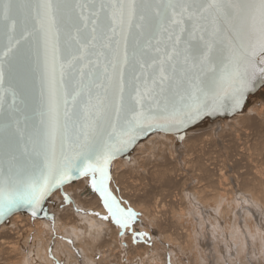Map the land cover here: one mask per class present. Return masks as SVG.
Here are the masks:
<instances>
[{
    "label": "snow or ice",
    "instance_id": "snow-or-ice-1",
    "mask_svg": "<svg viewBox=\"0 0 264 264\" xmlns=\"http://www.w3.org/2000/svg\"><path fill=\"white\" fill-rule=\"evenodd\" d=\"M257 80L264 0H0V219L88 178L101 219L131 228L112 161L237 113Z\"/></svg>",
    "mask_w": 264,
    "mask_h": 264
},
{
    "label": "bare ground",
    "instance_id": "bare-ground-1",
    "mask_svg": "<svg viewBox=\"0 0 264 264\" xmlns=\"http://www.w3.org/2000/svg\"><path fill=\"white\" fill-rule=\"evenodd\" d=\"M172 135L149 137L112 166L113 195L137 211L131 228L101 219L107 211L83 178L64 187L68 203L53 194L52 220L16 214L0 226V264H49L34 250L43 240L55 264H165L168 249L173 264H207L200 242L226 258L248 248L263 257L264 90L242 114L189 130L180 142ZM52 230L58 237L48 242Z\"/></svg>",
    "mask_w": 264,
    "mask_h": 264
},
{
    "label": "water",
    "instance_id": "water-1",
    "mask_svg": "<svg viewBox=\"0 0 264 264\" xmlns=\"http://www.w3.org/2000/svg\"><path fill=\"white\" fill-rule=\"evenodd\" d=\"M261 90H264V84H262L259 80H257L256 82V85L254 87V89H252L246 96V99L244 101V108L242 110H239L237 113H232L229 109H226L225 111L223 112H220V113H217L215 114L214 116H210V117H206L202 120H200L199 122H197L196 124H193L191 126H189L187 129L183 130L182 132L180 133H166V132H163V131H157V132H151L148 136L140 139L137 144L130 148L129 150L119 154L115 160L112 161L111 163V167H110V171H112V166L114 164V162L118 159H130L132 153L134 152L135 148L141 143L143 142L144 140L148 139L149 137L155 135V134H173L176 136V139L178 142H180L182 139H180V136H183V138L185 137L187 131L189 130H192V129H197L198 126H207L208 124H212L215 122V120H219V119H230L231 117H233L234 115H237V114H242L244 112H246L248 109H249V106L251 105V98L253 96H255V94ZM83 178H77L76 180L74 181H70L68 182L67 184L63 185L61 188L59 189H55L53 190V192L51 193V195H49L43 205H42V209L40 211H38V214L35 218H41V219H45V220H52L53 219V215L51 214V212L49 211V208L48 206L49 205H52L54 206L55 205V202L51 199L53 194L56 193L57 191H60L61 194L63 195L64 197V203H68L69 202V197L63 192V189L64 187L70 185V184H74L76 183L77 181L81 180ZM65 197H67V200L65 199ZM16 214H22V215H30L32 218H34L32 216V213L30 211L29 208L27 207H21V208H18L16 210H14L12 213L6 215L3 219H0V226H2L3 224H6L9 222L10 218H12L14 215ZM47 214V215H45Z\"/></svg>",
    "mask_w": 264,
    "mask_h": 264
},
{
    "label": "rangeland",
    "instance_id": "rangeland-1",
    "mask_svg": "<svg viewBox=\"0 0 264 264\" xmlns=\"http://www.w3.org/2000/svg\"><path fill=\"white\" fill-rule=\"evenodd\" d=\"M159 135V134H158ZM161 135V134H160ZM166 135H172V134H166ZM173 136V135H172ZM175 138H176V136H174ZM133 177H135L134 179H139L138 177H136V176H133ZM112 181V180H111ZM75 184V183H74ZM73 184V185H74ZM71 185V184H70ZM69 186V185H68ZM110 190H111V187H110ZM58 192H60V191H58ZM94 194H95V196L100 200V198H99V195H98V193H96V192H94ZM117 197V196H116ZM117 199H119L118 197H117ZM100 202L102 203V201L100 200ZM67 205V204H66ZM134 211V210H133ZM135 212H137V211H135ZM20 215V214H19ZM23 216V215H22ZM138 216V215H137ZM31 219V218H30ZM137 219H138V217H137ZM247 219V218H246ZM51 223H52V221H51ZM53 233H54V230H52V231H49L48 233H47V239H49L48 240V242H53V240H54V238L55 237H58V236H52L53 235ZM35 234V231L33 232V235ZM58 234H60L59 232H58ZM134 239L133 240H135L136 239V241H137V239L138 238H140V237H133ZM45 240H43V241H40V243H39V241H38V243H37V245H36V247L34 248V250H43L44 252H45V254H46V257H48V259H49V264H55L54 262H52V258L48 255V251L46 250V249H50L48 246H45V242H44ZM204 244V245H203ZM198 245H199V251H200V253L202 254V256H205V257H207V258H210L211 257V261H208L207 262V264H261V263H263L264 264V256L263 257H261L262 256V254H260V253H256L253 249L251 250L250 248H248L247 249V251H248V254H247V252L245 251V252H243V253H240V254H238V255H236V256H234V257H230L229 256V258H226L227 257V255H223V253L221 252V251H219L218 249H216V248H213L212 246H208V245H206L205 243H203V242H200V243H198ZM220 246H218L219 248H221L222 250H224V248H223V245L222 244H219ZM251 250V251H250ZM204 251V252H203ZM252 252V253H251ZM65 253L68 255V257H70V255H69V253H68V251L67 250H65ZM205 253V254H204ZM45 254L43 255V256H45ZM167 254H172V259H171V261H170V259L168 258V255ZM261 255V256H260ZM214 256H215V259H213L214 258ZM82 257H83V255H82ZM217 257H219L218 259H217ZM182 258L183 259H186V257L185 256H182ZM60 259V258H59ZM201 259V257H197L195 260H200ZM169 262H171V264H173V252H172V250H166V260H165V264H167V263H169ZM82 264H84L83 262H82ZM112 264H114V263H112Z\"/></svg>",
    "mask_w": 264,
    "mask_h": 264
}]
</instances>
